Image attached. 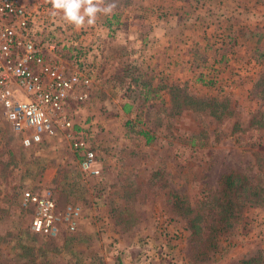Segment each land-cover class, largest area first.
Segmentation results:
<instances>
[{"label": "rangeland", "instance_id": "obj_1", "mask_svg": "<svg viewBox=\"0 0 264 264\" xmlns=\"http://www.w3.org/2000/svg\"><path fill=\"white\" fill-rule=\"evenodd\" d=\"M20 1L37 14V22L44 24L41 27L45 26L47 36L59 45L79 46L84 51L96 46L92 62H84L86 70L92 72L87 99L68 110L73 130L86 137L94 152L98 175L90 177L80 171L77 155L61 135L36 148H21L0 111V256L9 261L20 253L36 260L39 254L53 264H235L242 256L264 258L263 210L246 214V222L252 221L242 230L245 235L240 243L234 240L235 246L224 256L210 261L201 255L191 256L181 214L175 215L167 201L171 193L190 204L202 225L208 216L196 201L216 193L221 175L236 172L251 186L262 181L264 130L255 131L249 121L254 117L256 123L264 125V92L259 85L264 79V40L255 50L253 63L232 61L225 69L226 62L219 61L225 77V71L222 75L203 74L211 62L198 52L192 58L182 55L179 67L166 68L165 73L143 63L147 65L143 71L150 68L161 73V83L177 91L184 90L197 99L214 96L218 102L227 100L234 107L233 114L218 122L202 112L172 116L150 102L142 110L140 122L130 128L123 126L118 110L127 94L120 91V83L108 82L105 72L116 71L110 68L117 61L112 59L128 58L146 48L152 51L151 46L130 48L121 42L126 36L132 42L131 38L145 33L148 25L136 14L123 13V0H115L117 7L112 14L118 18L111 21L105 37L94 36L97 22L77 29L59 16L51 18L47 0ZM141 2L148 5V0ZM164 2L170 12L175 1ZM257 3V9L264 11V2ZM127 7L136 10L138 2ZM163 11L157 18L173 20L172 14ZM48 13L51 16L47 17ZM202 28H196L192 35L203 44ZM62 60L65 67L72 68L69 60ZM138 130L151 135L147 146L136 134ZM42 189L51 191L58 207L72 204L81 209L74 233L63 226L54 238L30 232L32 209L20 206L21 193Z\"/></svg>", "mask_w": 264, "mask_h": 264}, {"label": "built area", "instance_id": "obj_2", "mask_svg": "<svg viewBox=\"0 0 264 264\" xmlns=\"http://www.w3.org/2000/svg\"><path fill=\"white\" fill-rule=\"evenodd\" d=\"M36 18L20 0H0L1 116L23 149L61 135L77 155L80 171L95 177L94 152L86 137L73 130L68 110L86 101L89 77L65 67L61 45ZM20 206L32 209L30 232L45 238L56 237L61 226L74 233L81 218L77 205L58 207L48 189L23 191Z\"/></svg>", "mask_w": 264, "mask_h": 264}, {"label": "trees", "instance_id": "obj_3", "mask_svg": "<svg viewBox=\"0 0 264 264\" xmlns=\"http://www.w3.org/2000/svg\"><path fill=\"white\" fill-rule=\"evenodd\" d=\"M125 4V2H124ZM51 16L48 13L47 17ZM54 16H51L53 18ZM116 13L109 17L99 18L98 25L93 28L94 36H104L110 28L111 21L117 19ZM72 27V25H69ZM87 27L85 29H88ZM77 49V51H74ZM100 52V50H99ZM96 55V46L90 47L89 50H83L81 47H66L61 45V57L70 61V66L77 71H84L88 77L92 72L86 70L84 62L90 64ZM114 61L117 59H112ZM94 65V64H93ZM117 66V68L115 67ZM110 68L116 71H106L108 82L119 85L120 91H123L125 99L119 107V114L123 116V126L132 128L134 122H140L139 117L144 107L153 102L161 106V110L169 112L172 116L185 111L202 112L211 121H221L228 119L233 114V105L227 100H215L214 96H208L203 99H197L184 90H179L173 86L161 83V78L154 76L150 71L145 72L135 65L124 61H116ZM101 67H99V73ZM115 72V73H114ZM128 81V82H127ZM200 81H202L200 79ZM264 92V79L259 82ZM135 90V91H134ZM132 94V100L128 96ZM162 94L167 95L164 98ZM134 95V96H133ZM165 119V118H164ZM249 126L254 127L255 131L264 130V125L256 123L251 119ZM136 134L143 140V145L147 146L152 137L144 130H138ZM264 141V140H263ZM260 146V145H259ZM262 181L257 185L251 186L247 179L236 172H227L221 175L217 180V191L213 195L203 197L196 201L197 205L207 212V221L199 225L198 215L194 214L190 204L180 200L176 195L168 193L167 201L170 204V210L175 215L181 214L184 222V230L187 232L186 242L191 251V256L201 255L204 260L214 261L235 246V242L240 243L242 230L245 225L252 221V218L246 222V214H255L258 210L264 211V171L259 173ZM263 175V176H262ZM171 200V201H170ZM196 207L195 205H192ZM183 212L180 213V210ZM187 247V248H188ZM22 251H26L21 247ZM24 253V252H23ZM36 260L28 259L27 256L17 253L13 260H4L0 256V264H53L44 259L42 255H37ZM235 264H264V258L257 256H242L236 259Z\"/></svg>", "mask_w": 264, "mask_h": 264}, {"label": "crops", "instance_id": "obj_4", "mask_svg": "<svg viewBox=\"0 0 264 264\" xmlns=\"http://www.w3.org/2000/svg\"><path fill=\"white\" fill-rule=\"evenodd\" d=\"M164 1L148 0V5L143 6L141 0H123V4H120V9H123L121 11L127 15L136 14L135 17L142 19L148 26L145 33H136L131 38L132 42L127 36L121 42L130 48L151 46L152 51L146 48L117 61H124L141 69L147 66L143 63H147L151 67L155 66V71L163 70L165 73L166 68L179 67L178 62L181 63L182 55L192 58L198 52L203 53V58L211 62L209 68L203 69V74L212 75L218 72L222 75V71H225V77L224 68H227L228 63H253L257 59L255 50L261 47L264 40V11L257 9V2L264 0H189L183 3L173 0L175 2L169 9L170 12L167 11ZM137 2L139 7L136 10L127 7ZM162 10L172 14L173 20L157 18ZM111 15L112 13L109 16ZM109 16L100 15L99 18ZM147 18L151 21L148 22ZM199 27H203V35L200 36L203 37V44L192 35ZM174 36L180 38L177 40ZM219 61L226 62L224 68H218ZM148 69L154 76L161 77V73L157 74ZM237 69L242 70L241 66H237Z\"/></svg>", "mask_w": 264, "mask_h": 264}, {"label": "clouds", "instance_id": "obj_5", "mask_svg": "<svg viewBox=\"0 0 264 264\" xmlns=\"http://www.w3.org/2000/svg\"><path fill=\"white\" fill-rule=\"evenodd\" d=\"M52 16L75 28L93 26L100 15H109L117 7L115 0H47Z\"/></svg>", "mask_w": 264, "mask_h": 264}]
</instances>
